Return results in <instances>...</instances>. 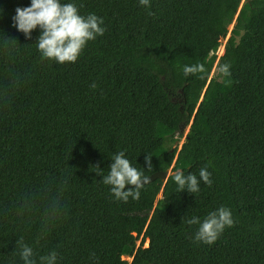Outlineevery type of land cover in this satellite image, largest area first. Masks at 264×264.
<instances>
[{
    "label": "trees",
    "instance_id": "16d2710c",
    "mask_svg": "<svg viewBox=\"0 0 264 264\" xmlns=\"http://www.w3.org/2000/svg\"><path fill=\"white\" fill-rule=\"evenodd\" d=\"M29 3L0 0V264H22L19 235L58 264H264V0H75L105 31L63 64L12 25ZM192 64L204 73L185 76ZM119 151L170 174L114 199L96 167ZM201 167L212 183L178 190L171 172ZM220 206L234 224L193 239L186 221Z\"/></svg>",
    "mask_w": 264,
    "mask_h": 264
},
{
    "label": "clouds",
    "instance_id": "9594fccd",
    "mask_svg": "<svg viewBox=\"0 0 264 264\" xmlns=\"http://www.w3.org/2000/svg\"><path fill=\"white\" fill-rule=\"evenodd\" d=\"M138 4L147 8L150 0H138ZM2 13L3 9L0 8V15ZM11 22L25 38H30L32 31L38 28L39 35L35 41L37 50L42 58L54 60L57 64L74 63L87 42L103 35L105 31L103 18L95 13L81 15L75 0H67V2L65 0H30L27 6L15 8ZM229 69L230 65L224 63L219 66L218 71L228 76ZM182 70L185 76L203 74L205 71L202 64L184 65ZM90 87L95 88V82H92ZM144 160L146 167L151 168V157L145 155ZM111 161L107 174H102L103 169L96 167L99 170L97 174L102 177L100 181L110 186L109 191L114 199L124 202L130 197L133 200L138 199L141 187L150 181V176H145L141 170L133 166L123 151L115 153ZM210 177L211 173L206 167L199 169V179L191 172L185 175L179 168L171 172V179L178 190H187L193 194L199 191L201 181L210 185L212 183ZM126 185L130 187L126 188ZM186 223L197 225L193 239L210 245L218 239L226 227L234 224V219L228 207L220 206L208 212L203 220L192 216ZM48 225L49 223L40 226V238H44L47 234ZM12 252H18L22 264H58V253L55 250L37 256L33 247L24 242L22 235L18 236Z\"/></svg>",
    "mask_w": 264,
    "mask_h": 264
},
{
    "label": "rangeland",
    "instance_id": "374dc122",
    "mask_svg": "<svg viewBox=\"0 0 264 264\" xmlns=\"http://www.w3.org/2000/svg\"><path fill=\"white\" fill-rule=\"evenodd\" d=\"M243 1V0H242ZM242 3V2H241ZM232 26H233V23L228 27V32H227V35H226V37L225 38H223V40H221V46H220V48L218 49V56L219 55H221L222 54V52H223V50H224V44H225V41H226V39H227V37L229 36V34H230V30H231V28H232ZM211 73H213V69H212V71H211ZM189 124H187V126L183 129V131H182V136L180 137V139L178 140V142H177V147H179L180 146V144L182 143V141L184 140V137H185V134H186V132H187V130H188V126ZM172 165H173V161L171 162V164H170V166H169V171L171 170V167H172ZM160 193L158 194V196H157V199H156V201L158 200V198L160 197ZM156 203V202H155ZM137 243H139V240L137 241ZM144 245H147V242L145 241L144 242ZM126 257V256H125ZM125 260H127L126 258H124Z\"/></svg>",
    "mask_w": 264,
    "mask_h": 264
},
{
    "label": "water",
    "instance_id": "95a60500",
    "mask_svg": "<svg viewBox=\"0 0 264 264\" xmlns=\"http://www.w3.org/2000/svg\"><path fill=\"white\" fill-rule=\"evenodd\" d=\"M224 37L221 38V40H223ZM166 173H168L166 175ZM170 174V171L169 169H166V170H159V171H155L151 174H149L148 176H150V181L155 179V178H160L161 180H166L168 175Z\"/></svg>",
    "mask_w": 264,
    "mask_h": 264
}]
</instances>
